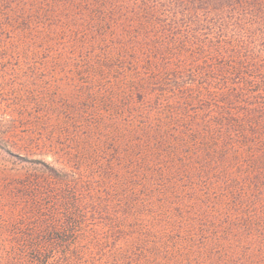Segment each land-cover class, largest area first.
<instances>
[{
	"label": "trees",
	"instance_id": "obj_1",
	"mask_svg": "<svg viewBox=\"0 0 264 264\" xmlns=\"http://www.w3.org/2000/svg\"><path fill=\"white\" fill-rule=\"evenodd\" d=\"M71 68L86 72L93 87L59 91L31 76ZM10 71L17 75L8 78ZM0 74L9 88L29 90L0 113V149L8 154L5 140L19 121L35 109L50 115L49 101L66 96L97 104L99 129L120 138L118 162L132 171L136 162L144 181L158 176L166 156L174 176L189 169L193 152L200 165L223 166L231 142L260 150L264 164V0H0ZM29 162L57 186L76 185L72 172ZM252 180L251 192L260 195L264 176L255 172ZM81 204L61 198L59 207L83 217ZM109 222L102 226L110 247L94 244L89 258L128 264L136 244L118 250L120 233ZM67 225L43 234L65 244ZM28 248L36 262L46 258L47 251ZM66 255L79 260L81 252Z\"/></svg>",
	"mask_w": 264,
	"mask_h": 264
},
{
	"label": "rangeland",
	"instance_id": "obj_2",
	"mask_svg": "<svg viewBox=\"0 0 264 264\" xmlns=\"http://www.w3.org/2000/svg\"><path fill=\"white\" fill-rule=\"evenodd\" d=\"M1 75L0 113L20 92L29 91L26 84L9 88ZM7 75L13 78L17 72ZM31 76L54 90L60 85L59 91L93 87L86 72L73 68ZM67 98L57 99L54 106L49 101L50 115L35 109L33 118L19 121L5 140L12 154L0 149V264H124L114 258L101 263L89 258L94 244L110 247L102 226L109 221L121 234L118 250L129 251L136 244L128 264H264V189L259 191L262 196L250 190L253 174L264 176L260 150L250 153L247 146L232 148L231 142L223 166L200 165L198 152H193L189 169L175 176L166 156L154 169L158 176L144 181L138 178L136 162L134 171L118 162L120 138L99 129L97 104ZM31 159L72 172L76 185H55ZM61 198H78L86 213L66 216L59 207ZM94 204L98 209L91 208ZM66 222L68 241L49 242L43 234L46 228L66 227ZM28 245L47 251L46 258L36 262ZM74 250L81 252L79 260L66 255Z\"/></svg>",
	"mask_w": 264,
	"mask_h": 264
}]
</instances>
